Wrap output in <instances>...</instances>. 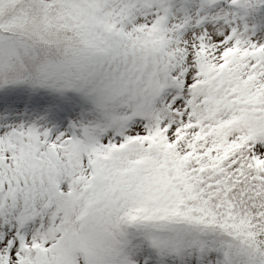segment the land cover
Here are the masks:
<instances>
[{
  "label": "snow or ice",
  "instance_id": "1",
  "mask_svg": "<svg viewBox=\"0 0 264 264\" xmlns=\"http://www.w3.org/2000/svg\"><path fill=\"white\" fill-rule=\"evenodd\" d=\"M0 264H264V0H0Z\"/></svg>",
  "mask_w": 264,
  "mask_h": 264
}]
</instances>
